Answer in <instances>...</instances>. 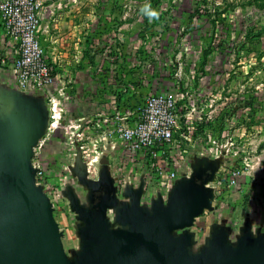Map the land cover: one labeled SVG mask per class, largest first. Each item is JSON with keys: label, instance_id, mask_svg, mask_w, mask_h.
Returning <instances> with one entry per match:
<instances>
[{"label": "rangeland", "instance_id": "1", "mask_svg": "<svg viewBox=\"0 0 264 264\" xmlns=\"http://www.w3.org/2000/svg\"><path fill=\"white\" fill-rule=\"evenodd\" d=\"M110 1L120 3L121 15L142 21L141 37L136 41L137 49L131 56L132 63L138 60L136 65L146 62V67L137 73V80L146 76L151 81L141 97L169 90L187 92L193 97L190 102L197 109L180 122L182 132L188 137L185 142L189 146V164L192 167L198 158L221 160L223 163L215 183L210 184L216 194L215 210L201 216L193 229L197 234L196 248L205 243L214 224L225 221L229 225L235 220L242 221L251 211L264 214V206L257 199L263 197L264 185L258 180L252 177L247 180L245 176L234 187L223 184L234 168H244V160L255 158L264 148L263 133L252 131L258 126L255 117L245 119L242 114L235 116L232 110L224 111L229 98L238 101L237 111L241 108L242 97H259V101H264V0ZM145 6L157 12L158 17L150 20L142 11ZM143 44L147 50L140 53L139 48ZM71 79L69 73L65 79V95L55 104L45 94L37 95L42 97L49 111V129L33 159V163L42 170L40 186L53 203L54 217L64 233L63 243L69 255L79 250L80 239L76 216L70 210L64 192L72 186L84 203L87 197V190L79 184L71 169L79 155L86 164L89 179L97 180L101 168L100 162L91 160L94 153L84 146L89 145V136L76 134L77 131L80 134L84 132L85 122L80 123V130L70 128L73 123L77 125L82 121L71 100L75 92L71 88ZM216 83H226V86L215 89ZM6 86L15 88L9 84ZM56 93L55 88L52 94ZM194 94L205 98L196 99ZM212 99L215 100L213 108L209 106ZM249 102L252 103L251 109L257 107L253 100ZM53 115L56 116L55 121ZM259 124L264 128V113ZM114 164L116 161L111 168L131 181L127 184L121 179L117 181L121 192L124 187L140 186L143 180L151 190L148 193L154 192L155 176L147 166L123 169ZM259 170L254 169L256 172ZM109 215L112 220L113 213Z\"/></svg>", "mask_w": 264, "mask_h": 264}, {"label": "water", "instance_id": "2", "mask_svg": "<svg viewBox=\"0 0 264 264\" xmlns=\"http://www.w3.org/2000/svg\"><path fill=\"white\" fill-rule=\"evenodd\" d=\"M49 111L42 97L0 85V264H264V228L247 218L232 240L233 227L214 224L199 248L197 220L215 210L221 160L198 158L193 173L178 180L165 199L142 205L145 181L117 197L109 160L89 179L79 155L71 169L87 190L84 203L72 186L64 197L76 216L79 250L69 255L54 206L37 185L35 148L46 135ZM113 213V220L109 217Z\"/></svg>", "mask_w": 264, "mask_h": 264}, {"label": "built area", "instance_id": "3", "mask_svg": "<svg viewBox=\"0 0 264 264\" xmlns=\"http://www.w3.org/2000/svg\"><path fill=\"white\" fill-rule=\"evenodd\" d=\"M42 11L43 3L40 0H0V27L7 41L16 47L17 51L16 58L11 63L14 80L10 85L27 95L37 96L43 93L55 104L65 93L63 88L57 89L56 68L39 39ZM1 62L7 65L6 59ZM55 88L56 95L52 94ZM193 96H196V99L205 98L203 95ZM192 98L187 92L180 90L149 94L134 106L115 105L113 111L106 113L99 122L93 117L85 118L77 125L73 123L70 128L80 130V123L85 122L84 132L80 134L77 131L76 134L89 136V145L84 146H88L94 153L92 162H100L103 157L108 158L119 200H125V187L121 192L117 181L121 179L126 184L131 181L125 175H118L117 171L111 168L112 163L116 161L114 165L123 169L147 166L148 171L153 172L151 175L155 176V187L154 192L148 193L151 190L144 180L142 205L150 206L151 201L159 194L166 199L179 179L189 178L193 173L189 164V146L185 142L188 137L182 132L180 123L181 119L187 118L197 110L190 102ZM214 103L215 100L212 99L209 106L213 108ZM52 110L55 111L56 108ZM52 119L55 121L56 116L53 115ZM244 161L245 167L234 168L223 184L234 187L241 177L253 172L254 162H250L249 157ZM33 165L38 170L36 179L37 185H40L42 170L34 163ZM132 187L137 189L139 186ZM232 227L231 238L235 240L239 227L237 223Z\"/></svg>", "mask_w": 264, "mask_h": 264}, {"label": "crops", "instance_id": "4", "mask_svg": "<svg viewBox=\"0 0 264 264\" xmlns=\"http://www.w3.org/2000/svg\"><path fill=\"white\" fill-rule=\"evenodd\" d=\"M40 1L43 11L39 39L59 72L57 89H66L65 79L71 73V88L75 90L71 100L82 119L93 117L99 122L106 113L113 111L115 105L134 106L149 95L141 97L151 81L146 76L137 80V73L146 67V62L136 65L138 60L133 59L135 62L132 63L131 58L137 49L136 41L141 37L140 19L121 15L120 3L110 0ZM142 50H147V46L143 44L139 52ZM16 54V47L7 41L0 27V85H10L14 80L11 63ZM2 59H6L7 65L1 64ZM224 84L216 83L215 89L225 87ZM228 100L224 111L232 110L235 116L242 114L245 119L255 117L258 126L252 131L263 133L264 138V128L259 124L264 113V101H259V97H242L241 108L237 111L235 106L238 101L233 98ZM252 100L257 104L255 109L250 108L252 103L249 101ZM249 160L254 163L253 172L247 175V180L253 176L254 180L264 185V148L261 154ZM254 169L260 170L256 172ZM257 199L264 206V195ZM247 218L253 221L255 229L264 226V214L253 211L246 214L242 221L235 220L229 225L237 223L240 230Z\"/></svg>", "mask_w": 264, "mask_h": 264}, {"label": "clouds", "instance_id": "5", "mask_svg": "<svg viewBox=\"0 0 264 264\" xmlns=\"http://www.w3.org/2000/svg\"><path fill=\"white\" fill-rule=\"evenodd\" d=\"M142 11L145 12V13L148 15V17H149L150 20L153 19V18H157L158 15H159V14H158L157 12H155V11H150V10H149V6H145V8L142 9Z\"/></svg>", "mask_w": 264, "mask_h": 264}, {"label": "flooded vegetation", "instance_id": "6", "mask_svg": "<svg viewBox=\"0 0 264 264\" xmlns=\"http://www.w3.org/2000/svg\"><path fill=\"white\" fill-rule=\"evenodd\" d=\"M89 178V177H88Z\"/></svg>", "mask_w": 264, "mask_h": 264}]
</instances>
